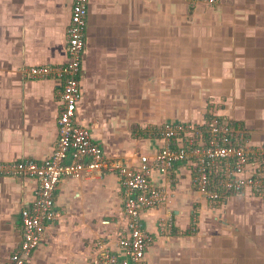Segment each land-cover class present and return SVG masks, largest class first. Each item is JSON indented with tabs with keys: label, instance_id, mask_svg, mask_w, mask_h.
Wrapping results in <instances>:
<instances>
[{
	"label": "crops",
	"instance_id": "0c3cea01",
	"mask_svg": "<svg viewBox=\"0 0 264 264\" xmlns=\"http://www.w3.org/2000/svg\"><path fill=\"white\" fill-rule=\"evenodd\" d=\"M72 3L0 0V162H41L56 146L62 80L54 71L30 77L28 68L66 62ZM78 81L74 121L128 166L142 154L153 165L167 121L215 115L259 143L264 0H89ZM194 173L191 158L166 174L151 167L148 180L166 201L142 213L153 237L146 264H264V197L245 189L210 202ZM36 186V177L0 174V264L20 243V211ZM54 201L60 216L45 223L25 264H93L99 243L119 251L128 229L115 172L62 177Z\"/></svg>",
	"mask_w": 264,
	"mask_h": 264
},
{
	"label": "built area",
	"instance_id": "2783aa9c",
	"mask_svg": "<svg viewBox=\"0 0 264 264\" xmlns=\"http://www.w3.org/2000/svg\"><path fill=\"white\" fill-rule=\"evenodd\" d=\"M89 0H73L67 26V59L59 66L28 68L30 77H46L54 71L62 80V110L57 119V142L51 155L41 162L32 159L0 162V174L32 176L37 179L35 199L20 211L21 240L9 256V264H25L40 242L46 222L60 216L54 194L62 177L79 178L102 172H115L123 187V211L127 235L120 237L118 252L99 243L93 264H146V249L152 235L143 226L144 210L165 203V193L155 187L148 175L154 165L160 173H170L177 162L191 158L195 173L192 183L208 201L230 192L248 190L264 197V139L251 143L242 139L233 121L210 116L206 123L167 121L157 130L162 144L150 164L147 155L135 167L104 155L91 139L88 127L73 119L81 89L78 77L84 49V31ZM213 3L215 0H202ZM178 139L182 141L176 144ZM252 165L254 171L247 172ZM163 219V218H162ZM164 223L165 220H160ZM170 224V219L166 221Z\"/></svg>",
	"mask_w": 264,
	"mask_h": 264
}]
</instances>
